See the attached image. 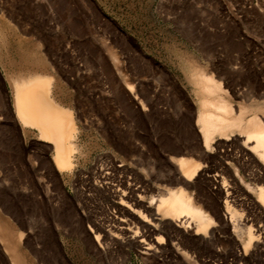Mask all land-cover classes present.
I'll use <instances>...</instances> for the list:
<instances>
[{"label":"rangeland","instance_id":"374dc122","mask_svg":"<svg viewBox=\"0 0 264 264\" xmlns=\"http://www.w3.org/2000/svg\"><path fill=\"white\" fill-rule=\"evenodd\" d=\"M1 1L5 16L11 13L7 17L26 30L23 36L63 70L67 97L86 123L81 140L91 152L86 169L62 183L48 166L44 143L15 136L0 64V264H264V208L256 190L264 169L250 149L253 142L239 132L222 139V197L206 184L213 171L194 176L187 188L175 180L181 156L219 171L213 143L212 157H201L205 146L195 125L198 100L189 65L220 83L236 114L244 107L242 122L256 116L264 124V0ZM10 48L16 54L21 44L12 41ZM107 48L116 53V65ZM112 157L137 171L128 176L141 181L145 201L185 188L210 214L212 233L192 243L183 231L159 226L163 243L149 254L123 234L118 242L98 243L94 225H115L107 196L88 184L99 180L88 168L98 158L110 164ZM225 193L230 214L223 208ZM129 225L141 229L136 221ZM249 227L256 246L244 251Z\"/></svg>","mask_w":264,"mask_h":264},{"label":"bare ground","instance_id":"6f19581e","mask_svg":"<svg viewBox=\"0 0 264 264\" xmlns=\"http://www.w3.org/2000/svg\"><path fill=\"white\" fill-rule=\"evenodd\" d=\"M36 1L38 0H34V2ZM39 3L42 4V2ZM91 3L90 0L87 1L88 5ZM40 7L42 8V5ZM3 9L0 3V64L5 69V80L8 83V88H10L9 104L7 103L6 106L8 118L18 139H24L27 142L28 137L35 136L37 140L41 141V144L44 143L43 149L47 152L46 160H48L50 170L58 176V179L62 180V183H65L70 181L74 175H79L82 168L86 169L85 163L88 161L91 152L90 147L87 146L89 143L85 145L83 139L81 140V136L87 128L81 115L82 110H79L80 106L78 107L76 101L70 99L71 96L67 97L66 77L64 78V72L56 63L57 61H51L40 51H37V46L26 36H23L25 29L23 26V29L18 26L21 23H14L15 20L9 19L7 13L5 16L6 11L4 12ZM91 11L97 14L94 8ZM101 23L99 24L103 26ZM103 23L114 30L121 29L113 21L104 20ZM12 41L21 44V50L16 52L17 57L10 48ZM107 52L111 62L116 65L118 58L114 50L107 48ZM188 68L198 100L195 125L199 127L205 146L204 149L202 147L201 157H212L208 147L213 143L216 150L213 155L218 160L219 171L211 168L213 165L210 167L209 165L201 166L196 160L181 156L176 159L178 167L176 168L177 175L175 176L177 178L175 180L177 184L182 183L186 187L189 185L188 181L194 176L200 178L205 175V172L213 171L215 173L211 177H206V184L207 186H215L220 197H222L223 186H225L223 180L225 178L222 176V157H224L221 149L222 142L234 139L230 136H234L235 132L244 134L248 142H253L250 149L257 153L264 169V124L256 116L248 119L245 123L242 122L244 107H239V114H236L231 103L220 94L219 91L222 88L219 82L197 66L189 65ZM96 161L94 160L88 169L99 180L93 181L96 179L95 176L92 178L93 180L90 177L89 179L93 182L88 181V184L91 183L92 188L107 196L109 208L112 211V213H107L108 219L113 221L115 225L114 229L106 225H94L92 233L98 243L101 239L107 238L111 239L112 242H118V234H123V237H126L125 241L142 249L143 253L149 254L150 251L156 250L155 248L161 247L160 244L163 243V238L158 234L160 232L159 226L161 228H174L176 232L183 231L181 235L192 243H201V234L203 237V234L208 231L212 233L210 214L189 195L185 188L168 189L160 195L156 202L151 199L145 201L141 181L128 176L131 172L138 175L137 171L131 170L122 161L117 164L115 157H112L110 164L107 162L106 164H104L105 162L97 163ZM116 173H121V175L116 176ZM260 175L259 181L262 184L256 189L257 202L264 208V175ZM230 197L229 193H225L223 208L227 214L232 212L229 204ZM220 209L222 210V203ZM144 211L150 212V220ZM227 218L230 220V217ZM131 220L136 221L141 229L137 230L130 227L129 222ZM246 238L242 244L244 251L251 246H256L254 234L250 227L247 229Z\"/></svg>","mask_w":264,"mask_h":264}]
</instances>
